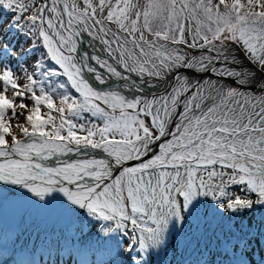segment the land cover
<instances>
[{
    "label": "snow or ice",
    "instance_id": "obj_1",
    "mask_svg": "<svg viewBox=\"0 0 264 264\" xmlns=\"http://www.w3.org/2000/svg\"><path fill=\"white\" fill-rule=\"evenodd\" d=\"M25 233L65 264H264V0H0L4 251Z\"/></svg>",
    "mask_w": 264,
    "mask_h": 264
},
{
    "label": "rangeland",
    "instance_id": "obj_2",
    "mask_svg": "<svg viewBox=\"0 0 264 264\" xmlns=\"http://www.w3.org/2000/svg\"><path fill=\"white\" fill-rule=\"evenodd\" d=\"M19 44H23L27 46V42L23 37L20 38ZM5 224L9 226V229L12 228L13 225V214L10 210H5ZM33 244L36 245L35 249L33 248ZM21 245H26L25 247H21ZM89 258H91V253H88ZM102 258L100 253H97V259ZM68 255L66 253H61L57 255L55 249L49 250L43 246L41 241H37L35 235L32 234L29 237L28 233H25L24 236L21 237L19 241L15 244V252L13 253V245L11 240L9 241V247L7 252L4 251L3 248V238L0 236V264H4L5 261L8 264H16V262L23 261L24 264H27V261H34L35 264H65V261H68ZM75 259H79V257H75Z\"/></svg>",
    "mask_w": 264,
    "mask_h": 264
}]
</instances>
